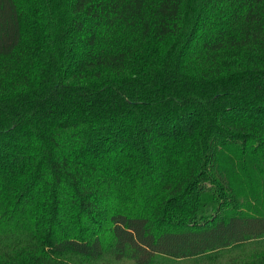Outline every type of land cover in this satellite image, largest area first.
Returning a JSON list of instances; mask_svg holds the SVG:
<instances>
[{"label": "trees", "instance_id": "1", "mask_svg": "<svg viewBox=\"0 0 264 264\" xmlns=\"http://www.w3.org/2000/svg\"><path fill=\"white\" fill-rule=\"evenodd\" d=\"M264 264V0H0V264Z\"/></svg>", "mask_w": 264, "mask_h": 264}, {"label": "rangeland", "instance_id": "2", "mask_svg": "<svg viewBox=\"0 0 264 264\" xmlns=\"http://www.w3.org/2000/svg\"><path fill=\"white\" fill-rule=\"evenodd\" d=\"M169 262L167 260H160L155 264H168ZM119 264H134L132 261H122ZM172 264V263H171Z\"/></svg>", "mask_w": 264, "mask_h": 264}]
</instances>
